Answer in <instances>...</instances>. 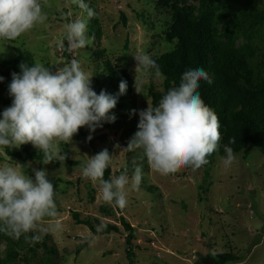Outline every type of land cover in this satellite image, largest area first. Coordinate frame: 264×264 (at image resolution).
Here are the masks:
<instances>
[{
    "label": "rangeland",
    "instance_id": "1",
    "mask_svg": "<svg viewBox=\"0 0 264 264\" xmlns=\"http://www.w3.org/2000/svg\"><path fill=\"white\" fill-rule=\"evenodd\" d=\"M249 1L264 12V0H213L210 30L214 42L238 55L248 48L251 51L248 62L264 68V21L247 36L233 33L227 38L221 28L222 21L237 16ZM41 2L47 21L16 40H0V67L5 68L15 58L17 49L30 53L34 64L42 63L53 72L78 59L84 71L92 76L97 94L107 90L119 99L112 110L115 122L98 127L92 144L87 140L86 127L79 129L72 142L57 141L60 154L66 152L68 159L78 165H67L64 159L58 165L27 161V174L33 179L32 169H46L49 173L48 179L57 192L59 215L44 223H58L60 228L43 234L38 242L22 244L14 259L6 264L41 261L42 242L56 248L53 264H215L214 258L222 254L236 258L232 264H264V155L260 149L237 153L234 162L225 166L221 137L217 150L202 167L185 166L168 175L151 169L143 149H127L138 131L139 111L152 105L150 88L159 94L160 100L172 88L164 77L157 79L154 73L136 72L134 59L135 54L146 53L156 60L174 50L175 43L166 39L172 25L171 7L160 0H88L96 15L89 21L87 35L94 40L85 49L68 53L67 61L60 46L67 44L65 25L86 13L71 0ZM196 7L197 2L192 1L182 8L196 16ZM105 62L115 72H126L132 79L130 93L119 95V89L112 86L104 69ZM135 79L143 82L139 87L141 93L136 90ZM4 109L0 108V112ZM24 145L35 154H43L30 143ZM24 145L0 149V166L11 164L21 168L5 149L22 152ZM104 149L112 155L110 178L119 176L125 166L129 177L136 165L143 168L139 190H132L129 185L124 208L104 202L99 183L82 176L81 165L88 156ZM75 213L80 220H93L96 231L98 226L110 224L119 231L93 235L87 226L76 223ZM122 220L133 228L131 256ZM0 257H5L4 247Z\"/></svg>",
    "mask_w": 264,
    "mask_h": 264
},
{
    "label": "clouds",
    "instance_id": "2",
    "mask_svg": "<svg viewBox=\"0 0 264 264\" xmlns=\"http://www.w3.org/2000/svg\"><path fill=\"white\" fill-rule=\"evenodd\" d=\"M86 16H81L65 25L67 52L69 54L90 46L94 37H89V21L95 10L88 0H71ZM48 19L41 0H0V40H16ZM61 48L64 44L61 43ZM136 72L154 73L157 79L163 74L150 54L134 55ZM20 71L11 73L8 94L11 105L0 112V149L19 148L24 144L43 152L42 164L66 159L60 154L57 141L72 142L80 128L86 127L93 139L103 123H114L112 110L119 96L93 89L92 76L78 59L52 71L42 63L29 66L19 64ZM0 76V83L4 82ZM211 83L208 72L202 66L186 70L178 86L172 87L161 98L158 106L148 104L140 110L138 131L129 141L127 149H143L149 166L161 175H168L181 167L199 169L207 163V157L215 152L221 138L220 121L214 109L202 99L200 81ZM142 81L135 79L137 92ZM127 91V81L119 83V95ZM136 114V110H132ZM230 140V143H234ZM225 166L235 160L231 147L225 146ZM112 155L104 149L89 157L81 165L82 176L98 182L104 202L124 208L128 203V187L139 190L144 178L143 168L134 167L131 177L125 166L121 174L104 179ZM135 163V162H133ZM34 179L21 168L11 164L0 166V233L13 239L24 236L38 242L43 234L56 231L58 223L45 224L59 215L56 203L57 192L48 179L46 169L35 170ZM103 225L97 230H102ZM29 236V234H33Z\"/></svg>",
    "mask_w": 264,
    "mask_h": 264
},
{
    "label": "trees",
    "instance_id": "3",
    "mask_svg": "<svg viewBox=\"0 0 264 264\" xmlns=\"http://www.w3.org/2000/svg\"><path fill=\"white\" fill-rule=\"evenodd\" d=\"M192 1L197 2L196 16L187 13L182 7L189 6ZM161 4L169 5L172 9V25L166 35L170 43H175L174 50L170 53L161 55L156 59L165 82L171 87L178 86L182 74L193 66H202L209 74L211 83L201 79L202 99L205 103L215 110L220 121L221 143L220 150L224 151L227 145L231 147L234 154L247 151L250 148H258L264 155V68L252 65L248 62L251 51L244 49L242 55L236 54L227 46L214 42L210 30L212 20L213 0H160ZM264 21V12H260L253 1L243 7L242 11L232 19L227 18L221 23L222 31L227 38H231L233 33L243 36L249 35L256 27ZM67 44L64 43L63 55L69 61ZM238 55V56H237ZM248 56V57H247ZM25 61L29 66L34 65L33 57L30 53L16 50L15 58L5 68L0 67V76L4 82L0 83V108L11 105V97L8 94V84L11 82V73H19V64ZM104 69L109 73L112 86L119 89L121 80L127 81V93H130L132 79L126 72H115L109 63L104 64ZM152 98V106H158L160 101L159 94L149 90ZM92 136L94 133H91ZM90 135V132L88 136ZM94 137V136H93ZM93 140V139H92ZM92 140L89 144H92ZM234 140V143H230ZM6 154L15 159L21 166V170L27 174V161H43L44 155L35 154L28 145H24L22 152L5 149ZM97 154V153H96ZM64 162L67 165L76 166L75 162L68 159L66 152ZM56 165L61 162L53 161ZM110 178V168L104 173V179ZM117 207L115 204H113ZM77 224L87 226L93 235H107L118 232L114 225H105L102 230L96 231L93 220L86 218L79 219L78 214H73ZM96 221V220H95ZM121 226L127 233L126 245L128 256H131L132 241L134 239L133 228L122 220ZM33 234H29L31 236ZM47 239V238H46ZM33 242L26 240L24 236L20 239H13L0 233V254L4 247L5 257H0V264H6L14 259L15 251L22 244ZM41 248L44 257L36 264H53L52 258L57 250L54 246H47L42 242ZM215 264H232L237 260L230 254L217 255L214 258Z\"/></svg>",
    "mask_w": 264,
    "mask_h": 264
}]
</instances>
